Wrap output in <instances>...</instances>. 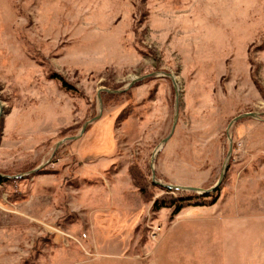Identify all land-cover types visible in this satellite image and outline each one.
Returning a JSON list of instances; mask_svg holds the SVG:
<instances>
[{"label":"rangeland","instance_id":"1","mask_svg":"<svg viewBox=\"0 0 264 264\" xmlns=\"http://www.w3.org/2000/svg\"><path fill=\"white\" fill-rule=\"evenodd\" d=\"M0 108V264H264V0H0Z\"/></svg>","mask_w":264,"mask_h":264},{"label":"water","instance_id":"2","mask_svg":"<svg viewBox=\"0 0 264 264\" xmlns=\"http://www.w3.org/2000/svg\"><path fill=\"white\" fill-rule=\"evenodd\" d=\"M148 75H146V76H144V78L145 77H147ZM150 76V75H149ZM141 79H143V77L142 78H138V79H135L134 81H132L131 82V84H129V87L131 86V85H133L136 81H139V80H141ZM1 113H2V110H1V108H0V117H1ZM252 116H255V114L254 113H245V114H242V115H238V116H236L234 119H232V121H231V123L232 122H234V121H237V120H239V119H242V118H245V117H252ZM95 118V117H94ZM93 118V119H94ZM91 121H89V122H85V124L83 125V127H82V130H81V133L84 131V129L86 128V126L88 125V123H90ZM231 123H230V125H231ZM74 138H76V137H72L71 136V138L70 139H74ZM223 174H224V172L222 171V173H221V175H220V178H219V180H218V182H217V184L213 187V189L214 188H216L218 185H219V183L221 182V179H222V177H223ZM1 175V174H0ZM166 187H170V188H179V189H187V190H192V191H200L199 189H197V188H194V187H186V188H183V187H176V186H171V185H165ZM207 191H204V193H206Z\"/></svg>","mask_w":264,"mask_h":264},{"label":"trees","instance_id":"3","mask_svg":"<svg viewBox=\"0 0 264 264\" xmlns=\"http://www.w3.org/2000/svg\"><path fill=\"white\" fill-rule=\"evenodd\" d=\"M51 78L58 79L61 82V86L63 88H70V86L68 87V85L66 84V82L63 80V78L60 75L53 74V75H51ZM107 95H110L111 96L112 94L107 93ZM2 181H3V179L0 177V182H2ZM154 206H157L156 202H154ZM182 206L181 207H178L176 212H178L182 208Z\"/></svg>","mask_w":264,"mask_h":264}]
</instances>
